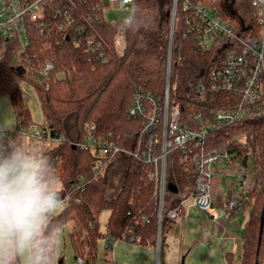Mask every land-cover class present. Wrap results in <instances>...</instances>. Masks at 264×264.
Returning a JSON list of instances; mask_svg holds the SVG:
<instances>
[{
    "label": "trees",
    "instance_id": "trees-1",
    "mask_svg": "<svg viewBox=\"0 0 264 264\" xmlns=\"http://www.w3.org/2000/svg\"><path fill=\"white\" fill-rule=\"evenodd\" d=\"M190 1L206 3L222 17L237 20L226 11L224 0ZM170 6L171 0H134L127 22L119 19L111 23L104 17L100 0H46L38 20L28 23L26 46L0 40L4 52L0 59V96L9 98L18 120L16 128L35 124L22 100L20 83L25 82L32 86L41 108L43 122L36 125L49 132V138L42 141L13 133L1 145L43 161L60 183L61 194L69 197L43 231L40 252L45 258L49 253L54 256L59 230L71 224L68 239L74 260L81 258L84 264H94L100 240H126L156 250L159 231L161 260L176 222L168 218V213L193 191L197 177L193 157L200 152H215L243 168L252 159L253 184L238 195L232 184L226 205L237 200L241 207L227 212L248 213L238 264H264V120L245 118L214 128L205 135L201 147L191 142L186 150L170 151L162 209L158 208L155 186L148 179L147 165L118 153L95 175L94 157L73 146L84 140L85 125L94 124L96 134H111L119 147L130 148L142 124V119L127 115L132 98L136 92L163 97L168 60L174 88L169 100L180 107V125L198 128L196 114L204 113L205 120L211 111L231 109L239 103L229 92L212 95L206 101L195 98L196 87L222 53L201 50L186 35L180 1L169 49L166 14ZM47 63L52 68L43 83L41 74ZM18 67L25 70L23 75ZM36 76L38 79H34ZM103 211L109 212L104 233L99 223ZM182 217L184 209H179ZM234 256L227 252L226 263L234 264ZM14 262L20 264L18 257Z\"/></svg>",
    "mask_w": 264,
    "mask_h": 264
},
{
    "label": "built area",
    "instance_id": "built-area-1",
    "mask_svg": "<svg viewBox=\"0 0 264 264\" xmlns=\"http://www.w3.org/2000/svg\"><path fill=\"white\" fill-rule=\"evenodd\" d=\"M134 0H107L113 8H132ZM185 13V32L193 43L201 50L217 49L222 53L218 63L207 73L205 79L196 87L195 98L206 101L212 95L229 92L239 101L233 108H217L208 114L194 116L199 123L198 128L180 125V107L176 101H170V62L168 60L165 89L162 98L136 92L127 111L129 118L142 119L141 127L130 148L119 147L111 134H96L94 124L84 127V140L73 144L88 151L93 157L92 171L98 175L110 158L118 153L128 155L136 162L149 167L148 179L155 186L158 208H163L166 182V156L170 151L186 150L188 143L196 142L201 147L205 135L214 128L242 121L245 118L264 120V0H246L250 14L246 22L233 21L230 17H222L217 11L203 3L193 4L190 0H171L168 10L169 35L168 46L171 48L177 6ZM46 0H0V40L6 43L16 42L24 47L28 43V23L40 17L42 5ZM101 5L102 1L100 0ZM103 10V6H102ZM104 11V10H103ZM126 22L128 18L124 19ZM116 20H111L114 23ZM91 41H88L90 44ZM52 68L46 64L41 74V82H45L48 71ZM13 133L34 141L49 138V132L36 124L18 126L15 131L0 130V147ZM58 140H63L59 138ZM228 158L217 153L200 152L193 157L197 177L193 191L185 200L180 201L168 213L170 220L179 219V209H196L208 213L212 208L211 184L214 164ZM243 177V176H242ZM245 182V177L242 178ZM77 187V184H76ZM69 199V197L67 196ZM241 203L233 200L226 205V210L239 209ZM118 241V240H117ZM115 241L114 243H116ZM106 250L112 253L113 243L105 242ZM156 251L160 259V231L157 238ZM76 264H84L81 258ZM115 264L112 259V263Z\"/></svg>",
    "mask_w": 264,
    "mask_h": 264
},
{
    "label": "rangeland",
    "instance_id": "rangeland-1",
    "mask_svg": "<svg viewBox=\"0 0 264 264\" xmlns=\"http://www.w3.org/2000/svg\"><path fill=\"white\" fill-rule=\"evenodd\" d=\"M101 1L104 17L107 21L129 18L131 9L124 10L122 7L113 8L107 3V0ZM226 3V11L234 16L238 22L244 23L247 21L250 11L246 0H226ZM204 5L208 6L206 3ZM212 9L217 11L215 8ZM3 53V49L0 48V59H2ZM34 79H38V77L36 76ZM20 88L23 104L28 108L31 120L35 124H42L41 108L32 86L22 82L20 83ZM17 123L18 120L15 117L9 98L7 96H0V130L13 132L16 130ZM241 169L244 171V183H242L243 175L240 173ZM214 170L212 179L220 180L218 191L222 192V195L212 196V202L214 203L213 208L215 212H219L218 209L222 208L224 211L226 208L224 201L226 200L227 191L231 188L232 184L235 183L236 191H238L237 195L245 192L253 184L252 159L247 162L245 168L241 167L237 162H229L228 158L221 159L214 164ZM54 183L57 189L61 191L60 183L57 180H54ZM61 196L66 203L68 200L67 196H63L62 194ZM218 202L221 205L220 208L217 205ZM60 212L61 210L50 217L52 218ZM108 216V211H103L99 215L100 230L103 233ZM218 219L211 220L202 212L194 209L188 211L184 219H177L176 224L167 237L164 255L161 260L159 259V262L157 251L151 248L135 245L126 240H118L116 243H113L112 253H109L106 250L104 240H100L94 264H111L112 259L115 264H180L182 258H184L183 264H227L225 258L226 252L235 253L234 264H238L240 246L244 234V223L247 220V211L237 212L234 218L222 215ZM47 224L45 228H47ZM71 227V224L64 226L59 230L55 238V264H58V262H61V264H76L68 239ZM58 238L59 244L57 245ZM30 259V252L18 257L20 264H28Z\"/></svg>",
    "mask_w": 264,
    "mask_h": 264
},
{
    "label": "clouds",
    "instance_id": "clouds-1",
    "mask_svg": "<svg viewBox=\"0 0 264 264\" xmlns=\"http://www.w3.org/2000/svg\"><path fill=\"white\" fill-rule=\"evenodd\" d=\"M64 205L43 161L15 147H0V264H15V257L28 252L33 253L28 264H55L56 257L45 258L40 249L45 225Z\"/></svg>",
    "mask_w": 264,
    "mask_h": 264
},
{
    "label": "crops",
    "instance_id": "crops-1",
    "mask_svg": "<svg viewBox=\"0 0 264 264\" xmlns=\"http://www.w3.org/2000/svg\"><path fill=\"white\" fill-rule=\"evenodd\" d=\"M245 177V176H244ZM219 182H220V180H218V179H212V184H211V192H212V196H221L222 195V192H220V191H218V184H219ZM213 184H214V187H213ZM212 187H213V189H212ZM234 189H235V194L237 195V192L238 191H236V186L234 187ZM228 192V191H227ZM226 202H227V194H226V200L224 201V203L226 204ZM213 202H212V208L210 209V211L208 212V213H203L204 215H206L208 218H210L211 220H219L218 219V217H220V216H222V215H224V216H229L230 218H234L235 216H236V214H237V212H235V214L234 215H231V213H229V212H227V210H226V208L224 209V211H223V209L221 208V209H218V211L219 212H215V210H214V208H213ZM217 205H218V207L220 208L221 207V205H220V203L218 202L217 203ZM226 206V205H225ZM190 210H193V209H184V217H182V218H179V219H184L185 217H186V215H187V213H188V211H190ZM194 210H196V209H194ZM247 216H248V213H247ZM246 222V221H245ZM175 224H176V222H175ZM174 224V225H175ZM174 227V226H173ZM171 232V231H170ZM170 234V233H169ZM166 245H167V242H166ZM227 253V252H226ZM59 263V262H58Z\"/></svg>",
    "mask_w": 264,
    "mask_h": 264
},
{
    "label": "water",
    "instance_id": "water-1",
    "mask_svg": "<svg viewBox=\"0 0 264 264\" xmlns=\"http://www.w3.org/2000/svg\"><path fill=\"white\" fill-rule=\"evenodd\" d=\"M166 16L168 17L169 14L167 13ZM17 70L19 71V74H20V75H23V74L25 73V70H24L22 67H18ZM50 136L52 137V134H50ZM263 215H264V205H263V211H262V213H261L262 221H263ZM183 262H184V258H182L180 264H183ZM58 264H61V262H59Z\"/></svg>",
    "mask_w": 264,
    "mask_h": 264
},
{
    "label": "flooded vegetation",
    "instance_id": "flooded-vegetation-1",
    "mask_svg": "<svg viewBox=\"0 0 264 264\" xmlns=\"http://www.w3.org/2000/svg\"><path fill=\"white\" fill-rule=\"evenodd\" d=\"M224 7H225V9L227 8L226 0H224Z\"/></svg>",
    "mask_w": 264,
    "mask_h": 264
}]
</instances>
